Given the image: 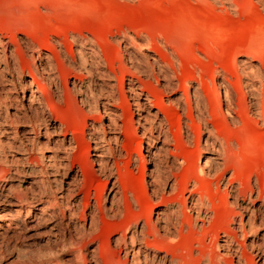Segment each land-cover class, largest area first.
Here are the masks:
<instances>
[{
	"label": "bare ground",
	"instance_id": "bare-ground-1",
	"mask_svg": "<svg viewBox=\"0 0 264 264\" xmlns=\"http://www.w3.org/2000/svg\"><path fill=\"white\" fill-rule=\"evenodd\" d=\"M108 1L159 9L164 0ZM184 1L190 9L200 8L211 15L229 16L262 7L261 0ZM118 37L122 51L114 48L108 37L64 36L71 55H63L60 64H79V71L93 72L94 77L85 87L80 77L68 71L60 96L54 75V65L62 56L58 40L52 38L40 46L32 40L21 38L18 43L15 37L10 41L0 35V64L4 67L8 57L24 51L31 58L27 67L30 83L14 86L22 95L30 91L27 103L13 98L12 90L2 92L0 103L12 112L0 121V138H4L0 153L19 151L20 156H11L5 163H19L17 174L23 177L61 172L64 184L70 186L65 195L59 193V198L73 221L75 235L60 227L54 235L55 248L44 254L45 263L77 264L83 259L85 264L83 250H88L89 264H103L96 257V246L90 250L97 243L91 238L97 218L109 222L118 216H131L113 240L104 243L106 252L117 250L119 254L117 261L107 258V264H264V172L246 171L242 158L250 143L246 126L264 124V53L242 50L248 62L242 61L240 67V51L234 48L226 57L217 31L198 46L192 41L162 42L154 31L139 30L130 35L121 30ZM10 47L13 49L7 56ZM23 73L21 68L20 76ZM116 73L120 78L112 84ZM45 83L53 85L56 92ZM165 91L171 96L166 100ZM75 95L83 107H88V114H99L84 126L86 135L77 129V118L69 121V114L60 112L62 103H76ZM91 105L102 108L103 122L100 111ZM15 124L23 126L20 132ZM126 133L133 137L140 134L141 141H146L152 167L149 185L154 188L144 186L134 204L127 197L129 191L120 187L108 208L87 192L83 195V213L76 219V208L81 204L74 202L76 192L88 179L103 178L107 198L118 186L122 152L132 161ZM260 135H264L263 130ZM78 146L94 153L91 166L81 170V177L73 163L69 164ZM34 150L41 154L33 159ZM5 182L6 174L0 175V245L11 231L20 228L15 221L23 209L26 215L32 207L43 214L36 203L45 202L50 210L56 205L55 197L51 201L34 200L35 195L47 196L45 185L37 186L42 178L29 183L31 196L26 192L24 199L16 195V203L10 200L12 189ZM86 211L91 218L89 230L84 229ZM49 216L52 219L56 212L52 210ZM58 250L72 255V260L64 263Z\"/></svg>",
	"mask_w": 264,
	"mask_h": 264
},
{
	"label": "rangeland",
	"instance_id": "rangeland-1",
	"mask_svg": "<svg viewBox=\"0 0 264 264\" xmlns=\"http://www.w3.org/2000/svg\"><path fill=\"white\" fill-rule=\"evenodd\" d=\"M261 5L262 7L259 9L251 7L241 14L232 13L227 16L223 13L211 15L201 11L200 8L192 10L189 8L190 4L184 0H164L159 9L147 5H127L108 0H0V35L10 41H13L15 37L18 39V43H21V38L28 39V41L32 40L40 46H44L52 38L58 40L62 49V56L54 65L57 68L54 75L59 90L58 94L61 96L65 83L64 77L68 71L72 72L71 76L80 77L85 87H88L87 81L94 77L93 72L79 71V64L65 63L64 66L60 64V61H64L63 55L67 57L71 55L68 45L63 41L64 36L67 34H89L98 38L108 37L114 48L122 51V48L117 44L119 31L121 30L130 35H133V31H154L159 35L162 42L165 39L180 44H187L192 41L195 46H198L200 42L217 31L223 39L221 48L226 51V57L231 55L234 48L240 51L237 63L242 67V61L248 62L243 52L241 53L242 50L250 48L253 51L264 53V0H261ZM12 49L13 47H10L6 52L7 56L10 55L9 51ZM130 50L133 51L132 48ZM142 52L145 53V51ZM29 55L28 52L24 51L22 55L20 53L14 58L8 57L6 67L0 64V102L2 101V92L9 89L12 90L10 95L13 98L24 105L27 103L30 91L28 90L26 94L22 95L18 87L14 88V86L30 83V75L27 69L31 63ZM253 63L257 64L256 61H253ZM21 68L24 69L22 76H20ZM119 78L116 73L112 84H115ZM45 86L49 87L52 93L56 92L53 85L45 83ZM67 87L69 88V85ZM32 88H36L35 85H32ZM164 94L165 100L167 97H171L167 91ZM22 96L24 97L21 98ZM79 98L78 95L74 96L76 101L74 104L66 106L62 103L60 112L68 113L70 116L69 121L72 117L77 118V129L84 130V135H86L87 127L84 126H89L92 120L99 117V114H88V107H83L79 102ZM91 108L100 111V120L103 122L102 108H99V106L95 108L92 105ZM11 112L12 110L8 105L0 103V121ZM83 113L86 114V117ZM13 126L18 132L23 128L21 124ZM261 130L264 131V124L261 122L257 127L249 124L245 128L250 140L247 150L242 155L246 171L264 172V135H260ZM125 137L128 139L127 151L132 155V161L129 162L127 155L122 152L124 158L119 164L120 181L118 186L107 198L105 197L107 192L105 180L99 178L90 182L91 179H88L76 192L77 196L74 202L76 205L78 202L81 203L76 208V219L80 218L83 213V195L87 192H89L92 199H100L101 205L108 208L111 207L112 197L120 191V187L129 191L127 197L134 204L141 198L144 186L149 189L154 188L155 185H149L148 172L152 167L148 160L146 141H141L140 134L133 137L131 134L126 133ZM84 140L87 141V138L84 137ZM0 141L1 144L4 143V138H0ZM26 147L29 146L26 145ZM18 153L19 151L15 149L11 152L6 151V155L0 153V159L3 161L0 164V175L6 174V187L12 189L10 200L12 203H16L14 198L16 195L24 199V193L27 194L30 191L29 183L42 178L43 182L37 183V186L45 185V195L47 196L35 195L33 196L34 200L43 198L51 201L55 197L56 205L53 206L52 210L56 212V216L50 219L49 214L52 210L46 207L47 203L45 202L35 204L36 208L43 209V214L32 207L26 215V208L23 209L15 221L20 228L11 231L6 241L0 245V264H46L44 254L55 248L54 235L58 232V229L60 227L64 228L66 233L75 235L76 228L71 226L73 221H71L68 211L64 209L61 198H59V193L62 191V194L65 195L70 186L64 184L65 178L61 172L56 174L47 172L39 178L34 175L23 177L17 174L20 164H6L5 161L8 162L11 156H20ZM40 154V151L34 150L31 158H38ZM93 154L86 146H78L75 159L69 163L70 165L73 163L74 167L78 169V177H81L82 169L91 166ZM61 155L65 156L63 152ZM109 161L112 165L110 158ZM115 178L116 175L114 174L110 186ZM110 186L108 187L110 188ZM166 191L168 190L166 189ZM29 196L31 195L28 193L27 197ZM93 206H95V203ZM144 207L146 210L148 203ZM84 214L86 215L84 229L89 230L91 228V218L88 211ZM131 220V216L127 218L118 216L109 222L101 217L97 218L95 230L91 236V238L96 239L97 243L90 247V250H93L96 246V257L101 259L100 261L103 264H107V258L118 260V251L106 252L104 243L111 242L113 235L122 230L125 223ZM83 253L86 255L85 264L91 263V256L88 254L90 252L83 250ZM57 255L64 263L72 260V255L67 254V252L62 253L61 250H58ZM77 264H84V260L80 259Z\"/></svg>",
	"mask_w": 264,
	"mask_h": 264
}]
</instances>
